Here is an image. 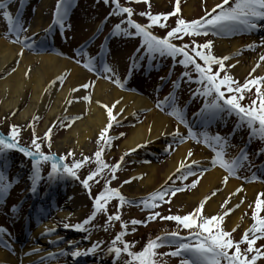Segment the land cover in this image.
I'll return each instance as SVG.
<instances>
[{
  "label": "snow or ice",
  "instance_id": "1",
  "mask_svg": "<svg viewBox=\"0 0 264 264\" xmlns=\"http://www.w3.org/2000/svg\"><path fill=\"white\" fill-rule=\"evenodd\" d=\"M132 3L143 2L147 5V10L140 11L137 15L146 18L147 23H140L134 20V10L130 6H124L120 0H103L105 5H111V11L108 16L123 17L118 23L113 25L112 34L119 35H139L142 37V43L147 46L150 53H159L161 56H168L173 59L175 63L181 65L184 71L181 73V78H187L190 83H196L198 87L192 91L193 96L204 97V103L199 115L205 121H211L221 115H235L237 117V125L241 128L247 127L249 129L250 137H258L264 141V75H254L261 63L264 62V54H261L253 68L249 71L248 77L240 82L234 78L230 69L235 67V64L227 63L231 60V56H218L213 53V40L207 39L204 42H198L195 37L201 35L207 36L209 32L214 35H222L227 32H244L251 31L260 27V23L264 22V0H221L220 3L214 5L211 9H205L204 15L196 19H185L180 15V0H175L173 10L170 12L153 13L151 11L150 0H129ZM74 0H56L55 12L53 22L64 26L65 20L68 17L69 10L72 8ZM0 9H4L3 17L5 18L8 31L7 35L14 36L13 42L20 43L22 48L19 55L23 54L24 48H31L30 38L22 36L21 33L25 31L21 26L19 15L14 19L11 12L7 10L6 4L0 0ZM171 16H176L175 26L168 27L166 21ZM108 17H105L107 21ZM126 25V27H123ZM153 26L160 28H168L164 36L155 35L150 29ZM134 29L135 31H130ZM189 37L188 42H183V38ZM173 40H179L181 43H174ZM264 45V40L260 42ZM256 43H250L246 47L254 49ZM82 46L80 55H86ZM239 54V53H237ZM179 57L177 60L176 58ZM95 57L89 56L87 60H77L76 63L89 71H96ZM18 63V61H17ZM238 63V61L236 62ZM31 71L28 68L25 75ZM103 71L106 74V79L111 80L112 83L118 87L124 88L125 84L119 76L113 73V69L106 62H103ZM195 73V75H193ZM64 74L56 77L54 81H50V85L56 81L62 82ZM173 86H179L178 81H173ZM94 87V82H85L71 89L72 92H77L80 89L88 90ZM48 89L46 88L45 91ZM209 97L211 99H209ZM248 97L249 103L244 104L242 101ZM83 99L84 101H91V95L85 94L83 97H73L67 103L71 105L73 100ZM106 111V124L99 130L96 144L97 149L92 156L81 153L80 158H75L76 153L69 150L63 155L45 153L42 150V143L47 142V146L51 149V136L53 129L59 125L61 127H69L64 120L54 121L43 136L36 134V122L40 119L38 115H34L28 124L32 130L31 147L22 146L19 143V136L21 128L17 124L10 125V131L7 136L0 134V154L9 149H17L25 156L33 158L34 171L32 179L35 182L39 179V162L50 161L51 171L49 179L56 177L58 174H67L75 179H80L78 171L85 164L94 161L95 167L89 171L83 180L80 181L83 188L87 191L92 199V210L90 215L86 216L81 222L73 225L65 223L64 228H75L80 231H87L86 225L97 217L98 214H106L105 224L109 225L113 222H120V231L109 242L107 252L113 255L116 264H120L122 255L127 259L122 261V264H159L157 257L159 255H171L173 257H182L179 264H257L259 260L264 258V244H257V241L264 239V193L258 194L254 205L250 204L252 208L251 220L252 223L243 229L240 237L237 239L233 233L237 231L239 225L231 228H226L224 222L235 208H238L243 203L241 197L234 205H230V200L236 196L237 193L243 191V185L235 188L234 192L228 196L220 204V211L212 215L204 213L205 204L216 195L220 189H214L209 194H206L198 203V205L190 212L183 215L171 214L169 209L168 215H162L157 209L164 203H170L171 198L179 191L186 190L189 187H195L198 183V178L192 179L190 184H185L183 187H168L161 186L158 190L149 193L147 196L140 199V204L147 210L148 215L144 219L132 218L130 220H122L120 209L126 203H133L120 192L119 188L111 187V181L116 179V173L120 170L124 156L135 149H128V152L120 156L115 163H108L105 161L104 154L107 148L112 145L113 137L109 134L114 122L119 123L114 114V108L119 101L113 102L112 105L103 104L101 101H96ZM167 105L171 111L170 115L174 116L179 124H183L187 129V135L181 133L179 126L173 129L172 132L167 133L174 137L176 143H183L188 138L199 139L197 134L193 132L187 119L184 115V110L176 105L175 95L170 94L165 97L163 101H157V107L162 108ZM119 112H123L120 109ZM15 115V113H12ZM79 116L65 117V120H76ZM163 134V133H162ZM120 135H124L121 133ZM202 142L212 148L215 155L210 158V167L219 165L223 168L227 175L222 179V184H226L230 176H235L237 169L241 166L242 161L247 159L246 150H242L239 157L228 161L226 160L224 147L226 146V137H222L219 133L209 136L206 132L202 133ZM147 143V142H146ZM136 147H141L137 145ZM169 149L171 145L168 146ZM73 157V160L66 162L67 157ZM192 156V151L188 150L187 157ZM197 161H191V164H196ZM183 170L179 179H187L189 176L197 175L194 173L189 164L184 161L180 162L177 169L178 172ZM107 171V176L105 172ZM208 168L200 170L198 177H202ZM141 177H129L124 183H130L133 179H140ZM100 179L104 180L103 187L94 196L92 195L90 182L99 183ZM245 181H255L260 177L253 174L251 177H243ZM10 189V181L6 179L5 174L0 171V196H5ZM167 198V199H166ZM117 200L116 211L108 213V205L111 200ZM156 219L174 221L177 228L186 229L187 237H182L179 230L170 233H165L163 236H157L154 239L150 238L140 250H133L134 241L125 240L124 237L129 232L128 225L147 224ZM107 230V228H105ZM132 232L136 231L135 227L130 229ZM49 232L53 231L51 229ZM7 230L0 227V243H3L5 248L9 247L8 241L2 237ZM191 238V239H189ZM62 239V238H58ZM194 241V242H193ZM72 245V241H67ZM104 241L98 240L91 244L87 249H80L74 247L71 251L72 257H79L81 255H88L95 253ZM175 245V248L170 253L161 254L157 252L162 245ZM242 245L244 247H242ZM14 251V249H13ZM37 251L33 249V252ZM61 250L60 255H64ZM51 255V254H50Z\"/></svg>",
  "mask_w": 264,
  "mask_h": 264
},
{
  "label": "rangeland",
  "instance_id": "2",
  "mask_svg": "<svg viewBox=\"0 0 264 264\" xmlns=\"http://www.w3.org/2000/svg\"><path fill=\"white\" fill-rule=\"evenodd\" d=\"M13 1L15 2V0H13ZM190 1L191 0H180V8H181L180 15L183 18L188 19V20L196 19L200 16H203L205 9H209L211 6L216 5L221 0H216V1L215 0H196V4H193L191 7L193 9L191 14H187L184 12V10H185V6L187 5V3H190ZM41 2H42V0H40V4H41ZM194 2H195V0H194ZM150 3H151V11L152 12H159V13L164 12V13H166V12H170L172 10V8L174 7L175 0H162V1L150 0ZM40 4H39V0H27L26 7H28L29 9L26 11V13L24 15V19H26V23H25V28H26L25 30L26 31H25V34L23 36H26L29 38H36L37 37L35 33L33 34L32 30H33L34 24L36 23L34 18H35L37 13L35 14V11H36V8H38L40 6ZM55 4H56V0H52V3L50 4V9L54 8L56 6ZM126 4H127V6H130L133 8L134 20H137L139 22H145L146 21V18L137 15V13H139L140 11L147 10V5H145L143 2L132 3L129 1H127ZM109 6L110 5H105L103 3V1L100 2L97 0H82L80 7L76 10V12L74 13V15L72 17L71 22L69 23L68 36H69L70 42L68 44H61L60 47L63 49L68 48V53L71 52L73 46H75L80 40L84 39L87 35H89L92 32L93 28L95 27V25H97L98 21L103 16V14L108 10ZM50 9H49V11H50ZM7 10L12 12L13 8L11 7V8H8ZM33 10H35V11H33ZM3 11H4V9L0 10V22H1L0 28H1V31H3V33H4V31H6V29H7V23H5V18L3 17ZM49 18H50V16L48 13L47 20H49ZM176 18H177L176 16H171L166 21L169 28L172 26H175ZM123 27H126V26L124 25ZM40 31L43 32L44 27H42L40 29ZM156 31H158V33H160V34L165 35V33L168 31V28L157 27ZM121 35H123V34L121 33L117 36H121ZM195 39L200 43L204 42L207 39L213 40V53L215 55L217 54V52L215 51V42H216L215 37L207 35V36H202V37H200V36L195 37ZM139 41H140V38H139ZM188 41H189V37L185 36L183 38V42H188ZM246 41H247V39L244 38L243 41L241 42V44L242 45L245 44ZM173 42L177 43V44L181 43V41H179V40H174ZM260 42L261 41L257 42V44H256L257 46L254 49H246V51H243L244 53L241 55H238L237 53H235L234 55L231 56V59L237 58V59H239L238 60L239 62L245 61L247 64L250 63V60L253 62V60H252L253 58L256 59L259 56V54H263V53H261L262 50L260 47V45H261ZM14 45H17V44H14ZM112 45L114 47H116L117 57L115 56V60H116V64H117V70L115 69L114 65L112 66V68L114 67V69H115L114 74L119 76V78L121 79V76L123 74V70L125 68V65L127 63L128 58H129V53H130L132 47L136 45V43H135V41L130 40V39H128V40L115 39L113 41ZM96 49H97V47L92 50V53H94V51ZM24 51L28 52V53L32 52L35 55H39L41 53L39 50H37L35 48H33V49L24 48ZM155 54H158V53H155ZM248 54H252V55L246 56ZM218 56H222V55H218ZM118 57H120V61L117 59ZM247 58H248V60L246 61ZM176 59L178 60L179 57H177ZM170 61L172 62L173 59L171 58ZM18 62H20V61H18ZM226 64H227V62H226ZM250 64L251 65L246 70V73H244L242 76L234 73L232 71L233 68L230 69V72L234 76V78L238 79L240 82H243L244 79L246 77H248L249 71L254 66V64H252V63H250ZM261 66H262V64L257 69V71L260 70ZM14 70H15V68L11 67L10 71H8L7 74L13 73ZM173 70H174L173 72L176 75H178L179 77H181V73L184 71L183 67L181 65H179L178 63H176ZM7 74L3 73V75L1 77H4ZM257 74L258 73H254V75H257ZM110 75H112V74H110ZM193 75H195V73H193ZM64 76H65L64 80L62 82L59 81V86H60L59 88H63V86L66 84L68 75H64ZM182 79H184L182 81V83L186 84V89H187V94L185 95V97L183 99V101L185 102L187 99H191L192 97H194L192 95V91L195 90L198 87V85L196 83L188 82L186 77L182 78ZM94 80H95V82H94V85H95L97 78H94V79L88 78V80H86L85 82H93ZM121 81H124V78H122ZM135 82L137 85L147 87L149 92H151L153 89L154 83L150 84V85H146L142 80H140L139 77L135 79ZM93 89H94V87H92L88 90L83 89L84 93L81 97H83L85 94L90 93L91 98H92ZM183 93L184 92L182 91V94ZM135 94H137V93H135ZM197 98H201L204 102V97H201V96L198 97V95H197ZM80 100H83V99L74 100V101H80ZM91 101H92V99H91ZM91 101H88V102H91ZM242 103H244V104L249 103V98L246 97L242 101ZM2 108H3V106L0 103V128L4 132L9 133L11 124L19 125L21 128V132H20V136H19V142L22 143L23 145H27V146L31 147L32 130L30 127H28V124L32 118H30L29 120H27L23 123L18 124L14 120L15 115H12V113L16 114V111L11 112L10 114H8V112H5L4 114H2ZM114 114H116V119L118 121L120 119L119 115L115 112H114ZM146 114H143L142 119L146 118ZM36 115H38L40 117V119L36 122V125H35L36 134L38 136L42 137L44 131H46L48 128L47 127L46 129L40 131V129H42V127H43V120L45 119L44 118L45 114L44 115L36 114ZM73 116H79L81 118L82 116H84V113H83V115L82 114L71 115V117H73ZM63 118H64V115L59 117L56 121H59ZM76 120H74V121L73 120H64L65 123L70 125L69 127H61V126L57 125L53 129V133L51 136V141H52L51 149L48 148L47 142H44V143H42V150L44 152L56 151L60 155L67 153L69 150H73L76 153L75 158H80L81 153H83L84 155L92 156L94 151L97 149V144L96 143L94 144L92 139H90L92 141L91 143L94 144V147L92 148V150H88V151L83 152L75 144H70L69 146L62 148L61 150H59L57 148V146L59 145L57 143V140L63 137V135L68 131V129L71 127V125ZM135 122H136V124H139L142 122V120L141 121L136 120ZM134 124L135 123L132 122L131 126ZM229 124H230L229 123V116H227L224 127L229 126ZM174 126H175V124H174ZM112 128L113 129L115 128L116 133H119L118 132L119 128L116 126L115 122H114ZM111 131H112V129H111ZM228 131H229V129H227V132ZM122 139L121 140H115L112 142L113 149L110 153L107 154V156H112L115 159L116 157L121 156L124 153H126V151L121 150V148H120ZM201 148L202 147H200L198 145L192 146L193 158H196V157L199 158L200 156H204V154H202ZM205 153H206V151H205ZM124 157H128L130 159L129 154L125 155ZM131 157H134V156H131ZM1 158L4 161L8 158V155H5V152H4V153L0 154V159ZM72 160H73V157H71V156L67 157L68 163H70ZM111 163H112V161H111ZM128 163L129 162H126L122 166V170L117 172L116 179L111 182V186L118 187L119 189H121L123 191V194H125L127 196H132V197L138 198V196L143 195V194L132 195V193H134V191L130 192L127 190V188L134 181L138 182V180H139V182H140L144 177L147 176V174L137 175V173H134L135 171H137L138 167L142 166L140 163H138V162H135V164H128ZM24 164L26 165V167H28L29 161H25ZM154 164L157 165L158 173L156 175L155 182L152 185L147 187V190H149V191L156 188L163 181L164 174L167 171V161L154 163ZM0 165H1L0 170L5 174V172L2 169L3 163L1 162ZM94 167H95L94 161L87 163V164H85L84 167L79 169L78 174H81L82 178H84V176H86L89 171L93 170ZM48 168H49L48 165H46V167H41L40 172H39V179H37L38 181L41 180V190L39 193L40 194L39 199L41 201L49 199V197H51V192H49L47 190L52 188V187L58 186V184H56V182H59L58 179L52 178V181H50L47 184V186H43L45 175L50 173ZM28 174H31V171L30 172L28 171L27 175H24V176L21 175L22 178H15L10 174H5L6 179L10 181V189L8 191V197H7V199L9 201L0 205V218H1L2 222L5 224V228L8 232V234L10 236L14 237V239L21 237V235H20L21 231H22L21 228H20L19 232H16L14 230V228H15L14 225H16L17 222H19V219L21 218V213L23 212V209H28L29 207H32V206H30L31 199L27 200L25 202L20 213L14 212L13 214H11V212L9 213L7 211H9L14 205L17 204L18 200L20 199V198L18 199V196H20L21 194H22V196L27 194L28 192H31V194H32L31 196H33L35 194V188L32 186V182L30 180L31 175L29 177ZM134 174H136V177H141V178L140 179H133V180H131L130 183H124V181L128 180L129 177H133ZM197 177H198V175H197ZM189 179H190V177H187V179H179V177H174L171 179V181L178 184V183H182L183 181L188 182ZM201 179H202V177L198 178V183L195 187H189L186 190L177 192L171 198L170 203L162 204L157 210L160 211L162 215H168L169 209L171 210V214H181V215L192 211L198 205L199 201L203 197L198 201L186 202V199H187L186 196L194 193V191L197 189V186L200 183ZM240 182H241V185H243V188H245L247 185H250V184L245 183L242 180H240ZM90 183H92V185H94L93 186L94 189H91L92 192H94V194H92L94 196L102 188L104 180L100 179L99 183H93V182H90ZM167 183H170V182L168 181ZM254 184H258V186H257L258 188H256V189H258V194L264 193V184H262V183H254ZM75 186H77V184ZM144 189L145 188L141 187L140 191L144 192ZM78 193L84 201L82 204V207H80V209L81 208L83 209V212L79 217H75L72 215V217H64L63 218V217L59 216L60 215L59 213H60L62 206L66 205V203H65L66 199L65 198H61V199L58 198L57 201L55 202L53 208L51 210L49 209L44 214L41 213L40 208H38V210L34 211L35 216L39 217L40 223L49 220L57 228L55 231L56 232L55 235L57 236L56 237L57 241L52 243L49 246V249H51V251H56L58 249H64L65 248V250H64L65 254L64 255H60V253H58V252L55 253V255L57 256L56 257L57 260H60L63 263L67 262L68 264H116L113 255L108 254L107 248H108L109 242L121 230L120 229V222L116 221V222H113L112 224L106 225L105 224L106 214L100 213L91 222V224L85 226V227H87V231H80V230H77V229L71 228V227H69V228L63 227V225L65 223H67L69 225H73V224H76L78 222H81L86 216H88L89 212L91 211V208H90L91 200H92L91 197L82 189H81V193L80 192H78ZM180 194H185V195L180 197L179 202L176 203V199ZM243 201L245 202V199H243ZM252 204L254 205V201L252 202ZM130 205L131 206L124 205L120 209L122 220L127 221V220H130L132 218L144 219L148 215L147 210H145L143 208V205L140 204V202H137L135 206L132 204H130ZM249 205H250V203H249ZM116 206H117L116 202H110L108 205V213L115 212ZM252 210L253 209L250 208L249 206L247 208H245L243 219L248 218L251 220ZM261 215H264V211L261 212ZM251 223H252V220H251ZM128 227H129V229H131L132 227L136 228L135 232L131 231V233L129 232L124 237L125 240L135 242L134 248H133L134 251L140 250L144 246V244L147 242L148 239L154 238L156 235H162L163 233H167V232L170 233V232L179 230L181 233V236L187 237V232H188L186 229H182V228L178 229L177 225L174 221L160 220V219L150 221L145 225H136V226L128 225ZM105 228H107V230H105ZM75 231H76V233H75ZM241 233L242 232H241L240 228L238 227L237 231L235 233H233V235L235 238L238 239L240 237ZM58 238H62V239H58ZM189 239H191V238H189ZM69 240L73 242L72 245H69L67 243V241H69ZM98 240L104 241V244L101 245V247L95 253L88 254V255H81L79 257H72L71 256V251L74 249V247H78V248L84 250V249H87L88 247H90L93 242L98 241ZM75 241H78V243H76ZM257 244L258 245L264 244V239L257 241ZM242 247H244V246L242 245ZM157 252L161 253V254H166L163 251L162 247L157 249ZM181 258L182 257H179V256L177 258V257H173L171 255H159L157 257V260H158L159 264H164V262H165V264H179V261ZM124 259H127V257L122 255L120 258V264H122V261ZM257 264H264V258L259 260L257 262Z\"/></svg>",
  "mask_w": 264,
  "mask_h": 264
},
{
  "label": "bare ground",
  "instance_id": "3",
  "mask_svg": "<svg viewBox=\"0 0 264 264\" xmlns=\"http://www.w3.org/2000/svg\"><path fill=\"white\" fill-rule=\"evenodd\" d=\"M51 3L52 0H42L34 18L36 23L32 31H37L38 33L42 27L45 28L47 26L48 9ZM193 4H196V0L195 2L191 0L190 3H187L184 12L191 14L193 10L191 7ZM1 32L0 28V103L3 106L2 114L5 112L10 114L16 111L14 120L18 124L29 120L36 114H45L43 127L40 129V131H42L64 113L65 115L84 113V116L76 120L63 137L57 140L59 144L57 148L59 150L70 144L77 145L83 152L92 150L96 143L99 130L107 122L106 111L101 105L97 104L96 101H101L103 104L109 105H112L115 101H119L113 111L118 113L120 118L127 119H133L142 110L151 108V102L146 96L123 92L114 86L108 79H99L96 82L91 102L73 100V103L69 105L67 103L69 99L81 97L84 93L83 89L77 92H72L71 89L85 83L88 78H92V75L76 63L57 55H35L25 52L24 50L23 54L19 55L21 48L3 38ZM49 37L52 39L53 35H49ZM240 45L241 39H237L235 35H233L230 39L217 40L215 42V51L218 55L224 56L237 51ZM262 51L264 52V45ZM250 55L252 54L246 56ZM258 57L256 59L253 58V62L250 60V63L255 65ZM17 60L20 62L17 63ZM118 60L120 61V57H118ZM247 60L248 58L246 61ZM229 63H236V60L231 59ZM250 63L247 64L245 61H240L236 63L232 71L242 76L251 65ZM261 64L264 70V62ZM11 67H14L15 70L13 73L7 74ZM28 68H30L31 71L28 75H25V71ZM115 69H117L116 63ZM3 73L7 75L1 77ZM61 74L68 75L66 84L63 88H59V81L50 85L49 82L54 81L56 77ZM46 88L48 89L47 91H45ZM120 109H123V112H119ZM172 130L173 126L171 119L155 109H152L146 114V118L141 124H136L129 129L126 137L122 139L120 148L121 150L127 151L128 149H134L137 145L148 141L154 142L156 145L160 144L161 137L170 133ZM90 139L93 140L94 144L91 143L92 141ZM192 145L191 143L181 145L173 157L168 159V167L164 174V179L170 173L175 172V169L180 165L181 161L187 162L185 161L187 152L188 150H192ZM201 150L204 151L202 148ZM200 162L204 163L203 159ZM134 173L147 174V176L140 182L134 181L127 190L130 192L134 191L132 195L145 194L149 191L147 187L152 185L156 180V175L158 173L157 165L154 163L142 165L138 167L137 171ZM224 176L225 174L220 169L204 173L194 193L186 196V202L198 201L212 190L220 189L215 196L211 197V199L206 202L204 213L206 215H212L220 211V204L223 200L229 193L234 192L235 188L239 187V184L233 179H228L226 184H222L221 182ZM257 186L258 184L247 185L243 188L241 193H237L236 196L230 200L229 206L236 204L241 197L245 199V202L243 201L244 203L240 204L238 208H235L234 211L226 217L224 222L226 228L239 225L242 232L244 228L251 224V220L248 218L243 219V215L245 208L249 206V203L252 204L258 195ZM141 187L145 188L144 192L140 191ZM76 189L77 187L72 188L69 192L70 195L66 197L67 200L65 202H67L66 206L69 209L62 208L59 216L72 217L73 215L79 217L82 214L83 209H80V207H82L84 201L79 194L73 193ZM183 195L185 194H180L177 197L178 200L176 199V203L179 202L180 197ZM74 196L77 197L68 200ZM27 223H29L28 220ZM16 229L18 230V227H16ZM30 229L32 235L30 242L21 245L23 264H58V261L55 260V255L53 258V253L49 250L47 245L57 237L54 234L55 225L50 221L43 225L31 223ZM49 229L53 231L49 232ZM33 249L37 251L33 252ZM20 261L21 259H16L0 249V264H18ZM56 261L57 263H55Z\"/></svg>",
  "mask_w": 264,
  "mask_h": 264
}]
</instances>
